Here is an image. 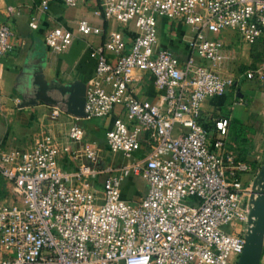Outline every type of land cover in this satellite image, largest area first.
Masks as SVG:
<instances>
[{
    "label": "built area",
    "instance_id": "built-area-1",
    "mask_svg": "<svg viewBox=\"0 0 264 264\" xmlns=\"http://www.w3.org/2000/svg\"><path fill=\"white\" fill-rule=\"evenodd\" d=\"M58 1L74 6L83 0ZM96 5L94 13L103 19L135 27L128 42L111 33L91 47L94 70L83 104L85 119L106 117L119 107L104 139L126 161L99 166L96 145L73 122L64 141L41 133L26 148L0 143V178L7 187L0 194V264H235L250 227L258 169L246 177L251 164L226 145L228 119L213 118L205 129L200 111L203 100L222 94L233 81L220 73L221 32L232 29L242 45L264 36V0H96ZM39 6L45 10L46 0ZM158 18L194 28L183 62L156 48ZM27 24L36 27L33 15ZM74 30L100 33L85 18L76 20ZM10 35V26L0 24V59L11 49ZM73 38L61 25L43 34L56 53ZM136 72L152 80L159 91L155 101L132 92ZM244 76L262 80L263 73L247 70ZM59 113L49 107L48 117ZM141 131L147 147L134 158ZM62 155L75 163L62 169ZM99 175L97 202L92 181ZM129 175L146 182L135 203L120 194ZM257 264H264V234Z\"/></svg>",
    "mask_w": 264,
    "mask_h": 264
},
{
    "label": "crops",
    "instance_id": "crops-1",
    "mask_svg": "<svg viewBox=\"0 0 264 264\" xmlns=\"http://www.w3.org/2000/svg\"><path fill=\"white\" fill-rule=\"evenodd\" d=\"M42 0H0V24H8L11 29V49L0 59V143L6 147L26 148L41 133H48L58 140L66 139L68 125L73 122L84 130V140L93 142L99 151L98 165H120L126 159L119 152L110 151L105 143L104 133L112 119L119 115L115 106L110 114L102 118L80 119L62 111L54 119L48 117L49 106L44 104L18 108L15 99L28 87V80L37 66L41 67L46 80L55 78L60 82L80 79L86 82L92 78L94 59L89 55L92 46L103 42L111 33L119 34L126 42L131 35L126 30L119 32L116 22L105 20L94 12L96 0H83L74 6H66L58 0H46L47 8L42 10ZM33 15L36 27L28 26ZM85 18L100 28L95 36H83L74 30L75 22ZM61 25L70 29L74 38L63 52H52L43 42L44 32ZM124 29V28H121ZM156 48L169 51L179 62L190 54L187 40L194 28L184 25L180 20L157 19ZM225 60L220 66V73L230 75L233 81L224 87L222 94L203 100L200 111V123L209 129L212 119H228L226 145L238 158L251 164L248 174L254 173L264 156V36L250 45H242L232 29L221 32ZM111 58L109 52L106 53ZM247 70H261L262 80L247 79ZM132 92L140 99L155 101L159 91L145 73L136 72L130 82ZM233 123L243 126L242 138L235 135ZM139 147L132 157L140 158L147 147L144 132L138 135ZM74 147V146H72ZM75 163L66 155L58 158L62 169ZM102 175L92 181V189L97 202L102 199ZM2 185V186H1ZM6 188L0 178V193ZM2 191V192H1ZM146 191V182L141 176L129 175L120 183V194L129 202H137Z\"/></svg>",
    "mask_w": 264,
    "mask_h": 264
},
{
    "label": "water",
    "instance_id": "water-1",
    "mask_svg": "<svg viewBox=\"0 0 264 264\" xmlns=\"http://www.w3.org/2000/svg\"><path fill=\"white\" fill-rule=\"evenodd\" d=\"M27 85L25 91L19 93L18 108L41 103L49 107H57L75 118L86 117L83 111L85 82L82 80L73 79L65 83L55 78L46 80L41 67L37 66ZM253 184H257L258 191L249 211L250 227L244 235L243 247L235 264L258 263L264 234V156Z\"/></svg>",
    "mask_w": 264,
    "mask_h": 264
},
{
    "label": "rangeland",
    "instance_id": "rangeland-1",
    "mask_svg": "<svg viewBox=\"0 0 264 264\" xmlns=\"http://www.w3.org/2000/svg\"><path fill=\"white\" fill-rule=\"evenodd\" d=\"M116 25H118L119 26V28L121 27V28H124V29H119L118 31L119 32H121L122 30H126L127 32H129L130 34H132V33H134V31H135V27L133 26V24H132V22L131 21H129V22H127V23H125V24H120V23H117L116 22ZM263 134H264V131L262 130L261 131ZM243 177H245V175L243 176ZM2 186V185H1ZM7 188V187H6ZM5 188V189H6ZM5 189L3 190V192L2 193H0V194H4L6 191H5Z\"/></svg>",
    "mask_w": 264,
    "mask_h": 264
},
{
    "label": "trees",
    "instance_id": "trees-1",
    "mask_svg": "<svg viewBox=\"0 0 264 264\" xmlns=\"http://www.w3.org/2000/svg\"><path fill=\"white\" fill-rule=\"evenodd\" d=\"M233 128L235 130V135L239 136L240 138H242L243 126L241 124H238V123H233Z\"/></svg>",
    "mask_w": 264,
    "mask_h": 264
}]
</instances>
